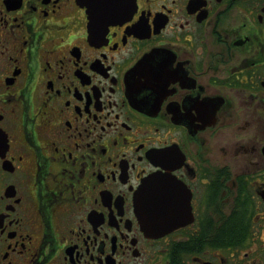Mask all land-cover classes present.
<instances>
[{
	"label": "flooded vegetation",
	"instance_id": "flooded-vegetation-1",
	"mask_svg": "<svg viewBox=\"0 0 264 264\" xmlns=\"http://www.w3.org/2000/svg\"><path fill=\"white\" fill-rule=\"evenodd\" d=\"M0 264H264V0H0Z\"/></svg>",
	"mask_w": 264,
	"mask_h": 264
},
{
	"label": "water",
	"instance_id": "water-1",
	"mask_svg": "<svg viewBox=\"0 0 264 264\" xmlns=\"http://www.w3.org/2000/svg\"><path fill=\"white\" fill-rule=\"evenodd\" d=\"M148 186L149 185H146V187L143 189V191H141L140 195L138 196L137 198V208L138 210L142 213V214H145V210L143 209L144 206H147L146 203H147V199L149 198V191H148ZM148 225L151 226V230L152 231H157V230H161V231H168L169 229L168 228H164V226H156V225H153L152 223H149L148 222Z\"/></svg>",
	"mask_w": 264,
	"mask_h": 264
}]
</instances>
